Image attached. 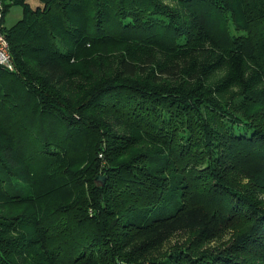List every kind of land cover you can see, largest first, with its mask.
<instances>
[{
	"label": "trees",
	"instance_id": "1",
	"mask_svg": "<svg viewBox=\"0 0 264 264\" xmlns=\"http://www.w3.org/2000/svg\"><path fill=\"white\" fill-rule=\"evenodd\" d=\"M38 1L3 28L0 264H264V0Z\"/></svg>",
	"mask_w": 264,
	"mask_h": 264
},
{
	"label": "built area",
	"instance_id": "2",
	"mask_svg": "<svg viewBox=\"0 0 264 264\" xmlns=\"http://www.w3.org/2000/svg\"><path fill=\"white\" fill-rule=\"evenodd\" d=\"M15 0H0V67L13 72L16 70L10 50V44L3 30L5 11L14 4Z\"/></svg>",
	"mask_w": 264,
	"mask_h": 264
},
{
	"label": "rangeland",
	"instance_id": "3",
	"mask_svg": "<svg viewBox=\"0 0 264 264\" xmlns=\"http://www.w3.org/2000/svg\"><path fill=\"white\" fill-rule=\"evenodd\" d=\"M28 2L33 8H37L38 6H40L38 0H28ZM8 10L9 12L5 18L3 26L10 28L22 18L23 9L17 2H14V5H12ZM175 240L176 238H174L172 241L174 242Z\"/></svg>",
	"mask_w": 264,
	"mask_h": 264
},
{
	"label": "water",
	"instance_id": "4",
	"mask_svg": "<svg viewBox=\"0 0 264 264\" xmlns=\"http://www.w3.org/2000/svg\"><path fill=\"white\" fill-rule=\"evenodd\" d=\"M98 181H101L103 184L105 183L106 178L104 176L97 177Z\"/></svg>",
	"mask_w": 264,
	"mask_h": 264
},
{
	"label": "bare ground",
	"instance_id": "5",
	"mask_svg": "<svg viewBox=\"0 0 264 264\" xmlns=\"http://www.w3.org/2000/svg\"><path fill=\"white\" fill-rule=\"evenodd\" d=\"M13 5H14V4H13ZM10 7H11V6H10ZM10 7H9V8H10ZM9 8H8V9H9Z\"/></svg>",
	"mask_w": 264,
	"mask_h": 264
}]
</instances>
